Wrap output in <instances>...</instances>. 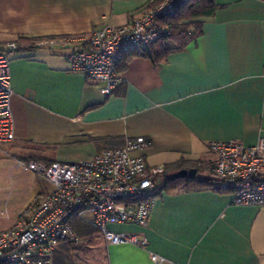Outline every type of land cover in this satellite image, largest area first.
<instances>
[{
  "label": "crops",
  "instance_id": "1",
  "mask_svg": "<svg viewBox=\"0 0 264 264\" xmlns=\"http://www.w3.org/2000/svg\"><path fill=\"white\" fill-rule=\"evenodd\" d=\"M155 1L0 0L15 133L0 144V231L15 226L30 202L53 187L18 160L75 163L144 136L150 145L139 153L166 168L210 161L213 140L252 145L264 137L262 0H216L220 7L204 19L197 40L160 64L133 57L110 95L71 70L70 45L48 43L122 25ZM19 38L37 45L8 51ZM232 199L211 189L164 192L145 226H112L146 239L147 246L106 244L107 264H154L151 252L176 264H264V205ZM64 261L66 253L57 250L54 264Z\"/></svg>",
  "mask_w": 264,
  "mask_h": 264
},
{
  "label": "built area",
  "instance_id": "2",
  "mask_svg": "<svg viewBox=\"0 0 264 264\" xmlns=\"http://www.w3.org/2000/svg\"><path fill=\"white\" fill-rule=\"evenodd\" d=\"M176 7L175 0H163L122 25L105 24L90 36L48 43L70 45L67 58L71 70L101 83L100 91L110 95L124 82L118 66L125 54L169 35L163 20L173 15ZM16 49V42L7 44L8 51ZM12 95L10 56L0 49V144L15 138ZM149 145L150 141L140 136L75 163L18 160L23 170L43 176L53 187L30 202L15 226L0 231V264H54L63 243H71L74 257H80L86 246L74 228L78 221L92 226L107 245L146 247V239L116 232L112 226H145L150 219L157 199L152 197L159 185L156 179L160 178L161 184L166 168L148 164L139 153ZM209 148L214 158L197 165L213 177L214 187L230 192L234 204L264 205V137L252 145L213 140ZM150 258L154 264H176L154 252Z\"/></svg>",
  "mask_w": 264,
  "mask_h": 264
},
{
  "label": "trees",
  "instance_id": "3",
  "mask_svg": "<svg viewBox=\"0 0 264 264\" xmlns=\"http://www.w3.org/2000/svg\"><path fill=\"white\" fill-rule=\"evenodd\" d=\"M163 0H156L153 4H157ZM264 1V0H262ZM176 11L170 17L163 20V23L168 26L170 34L163 36L150 45L134 48L129 50L118 66V70L123 72L128 62L136 56L150 58L155 64H160L165 61L167 56L176 50H182L192 41L198 39L202 34V26L205 18L213 16L216 10L220 7L216 0H175ZM16 51L24 49V45L30 48H35L36 41L30 38H19L17 40ZM182 168H195L197 174L194 178L185 177L180 179H171L168 173L177 171ZM159 182L158 187L154 190L152 197H160L164 192L182 191V190H205L211 189L217 192H225L217 190L214 187V179L208 175L201 173V168L197 162L180 161L166 167V172L161 178L156 179ZM74 228L81 238V242H91L97 231L90 225L82 222H75ZM66 253L67 264H75L73 255V246L71 243H63L60 247ZM58 249V250H60ZM74 256V255H73ZM87 264V263H84Z\"/></svg>",
  "mask_w": 264,
  "mask_h": 264
},
{
  "label": "rangeland",
  "instance_id": "4",
  "mask_svg": "<svg viewBox=\"0 0 264 264\" xmlns=\"http://www.w3.org/2000/svg\"><path fill=\"white\" fill-rule=\"evenodd\" d=\"M37 44V43H36ZM23 170V169H22ZM203 170V169H201ZM83 223V222H82ZM85 224V223H84ZM86 246L81 252L80 257H74L72 253H70V257L75 260L87 264H107L106 261V252H105V241L103 237L97 232L93 237V241L91 242H83Z\"/></svg>",
  "mask_w": 264,
  "mask_h": 264
},
{
  "label": "water",
  "instance_id": "5",
  "mask_svg": "<svg viewBox=\"0 0 264 264\" xmlns=\"http://www.w3.org/2000/svg\"><path fill=\"white\" fill-rule=\"evenodd\" d=\"M197 174L195 168H182L177 171L171 172L168 177L171 179H180L185 177L194 178Z\"/></svg>",
  "mask_w": 264,
  "mask_h": 264
}]
</instances>
